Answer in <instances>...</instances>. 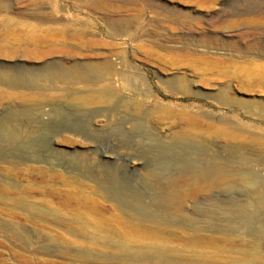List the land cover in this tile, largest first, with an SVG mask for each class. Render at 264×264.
<instances>
[{
	"label": "rangeland",
	"instance_id": "374dc122",
	"mask_svg": "<svg viewBox=\"0 0 264 264\" xmlns=\"http://www.w3.org/2000/svg\"><path fill=\"white\" fill-rule=\"evenodd\" d=\"M104 62L112 79L69 85L65 98L0 82V264L264 263V239L213 229L234 202L254 210L244 178L258 176L264 193V0H0V72ZM52 108L61 116L43 115ZM86 112L95 116L84 122ZM96 147L107 157L93 174L114 169L124 191L140 194L154 171L199 161L180 209L200 200V233L129 222L94 196L105 192L62 156ZM91 195L99 202L85 203Z\"/></svg>",
	"mask_w": 264,
	"mask_h": 264
},
{
	"label": "bare ground",
	"instance_id": "6f19581e",
	"mask_svg": "<svg viewBox=\"0 0 264 264\" xmlns=\"http://www.w3.org/2000/svg\"><path fill=\"white\" fill-rule=\"evenodd\" d=\"M32 70L23 71L19 74H12L8 72H0V82L10 84L11 87L15 86L18 88H34L38 89L42 94H45V100L51 99L54 97L48 96L51 93H59L60 97H69L70 93H67L68 86L73 84H90L96 81H105L108 78L112 79L114 75V64L110 62L104 63H85V64H73L69 65V63H60L58 65H52L46 67L43 70H39L32 75ZM172 88L176 89L178 92L181 93L182 90L179 89V85L177 83L172 84ZM61 94V95H60ZM114 96L115 94H111ZM57 96V95H56ZM59 98V97H58ZM57 99V98H56ZM60 100V99H59ZM89 97H82L81 107L85 108L89 106ZM121 102H124L123 98L118 99ZM50 103L53 105L51 101L44 102ZM256 105L253 104L252 106ZM54 106V105H53ZM134 107V106H133ZM264 111V105H262ZM51 113H44V116L58 118L61 116V111L58 108H52ZM74 112V111H73ZM129 112V111H128ZM141 112V111H139ZM92 114V115H91ZM120 114V113H119ZM89 115L92 117L95 116V113H84L82 119L84 122L90 121ZM127 115V114H126ZM42 117V116H41ZM108 117L111 122H113L114 118H116V109L110 108L108 112ZM119 117V115H118ZM47 118V119H48ZM117 120V118H116ZM115 120V121H116ZM109 121V120H108ZM119 123V122H118ZM142 123V122H141ZM85 124V123H84ZM89 124V123H88ZM85 125L84 127L89 128L92 126ZM7 129V127H5ZM6 129H4L6 132ZM8 130V129H7ZM9 131V130H8ZM94 131V130H93ZM92 130L89 131V135H94ZM11 132V131H10ZM7 134V133H5ZM146 135V134H145ZM176 140L182 141L183 135L177 134ZM100 147H96L92 152V156H87L85 159H80V155L72 156L71 158H66L65 155L62 156V159L67 164V167L72 169L74 173H81L80 175L86 178L93 179L91 181H96V183L100 186H96L103 190L105 194L100 195L96 189H94V196H100L99 198L102 199L104 202H110L113 204V209L118 210L124 215L129 217V222L137 223V224H145V223H152L157 224L159 226H179V225H186L184 223H189L188 228L195 231V233H200V200L194 202L191 206V210L184 212L180 208L184 207V203L187 201L188 190L186 179L191 176L198 180H200V163L199 161L195 162H186L185 166L183 167L180 163L177 164V172L170 173L169 175H161L154 171L151 179H146L142 181V184L146 187L145 194L138 193V190L134 193L129 191H124L118 184V177L114 174V169H110L109 176L105 179L101 174L95 175L93 174L94 171H99L98 167L101 168L104 163H102L101 156L107 157L106 153L99 152ZM106 152H108L106 150ZM111 155V154H110ZM97 157V160L95 159ZM95 159V161H94ZM116 160V159H115ZM126 160V159H125ZM103 164V165H102ZM113 165V164H112ZM184 165V164H183ZM220 167V166H219ZM94 168V169H93ZM105 168V167H104ZM97 169V170H96ZM74 170V171H73ZM210 170H205L203 173L205 175L209 174ZM212 172L216 176L223 175V171L218 168H213ZM107 174V173H106ZM75 175V174H74ZM68 180V179H67ZM258 176L251 175L247 179H243L244 183L248 184L246 188L247 195L252 196L255 199V206L254 210H250L247 208L242 209L238 206L235 202L233 204L234 210L227 214H221V222L223 225H218L215 231L220 230H229L231 233H238L245 231L247 235H250L257 239H264V230L261 229V215L264 214L262 212V207L264 208V193L259 192V188L256 186L259 185L263 181H258ZM69 182V181H68ZM122 182V181H121ZM75 184H82V180H73ZM123 183V182H122ZM72 184V183H71ZM95 184V185H97ZM232 186V185H230ZM144 190V191H145ZM96 194V195H95ZM145 195V196H144ZM93 196V197H94ZM91 195L90 197L84 198L86 201L85 203H93L99 202L97 199H94ZM101 200V201H102ZM208 214V215H207ZM217 214V213H216ZM213 212L206 213L204 216L214 217L216 215ZM227 216L234 217V223L237 224L236 226L230 224L231 221L228 220ZM162 231V230H159ZM170 242V241H169ZM198 246L200 247V242H197ZM184 247L182 248L183 251H187L189 246L188 244L184 243ZM256 250V254L261 255L260 248H254ZM166 254H170L169 252H173V249L165 250ZM176 252H182L180 250H175ZM256 256L257 258H260ZM264 258V254L261 255ZM263 261H260V264ZM167 264H200V261L197 260H167ZM94 264V263H93ZM245 264H258L257 262H250Z\"/></svg>",
	"mask_w": 264,
	"mask_h": 264
}]
</instances>
